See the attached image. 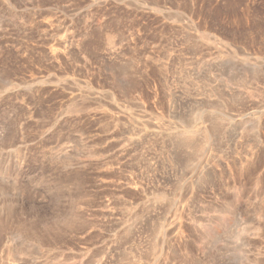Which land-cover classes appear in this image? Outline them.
I'll return each instance as SVG.
<instances>
[{"label":"rangeland","instance_id":"374dc122","mask_svg":"<svg viewBox=\"0 0 264 264\" xmlns=\"http://www.w3.org/2000/svg\"><path fill=\"white\" fill-rule=\"evenodd\" d=\"M263 251L264 0H0V264Z\"/></svg>","mask_w":264,"mask_h":264},{"label":"bare ground","instance_id":"6f19581e","mask_svg":"<svg viewBox=\"0 0 264 264\" xmlns=\"http://www.w3.org/2000/svg\"><path fill=\"white\" fill-rule=\"evenodd\" d=\"M211 129H212V128H211ZM202 130H203V129H202ZM201 132H202V131H201ZM203 138H204V137H203ZM205 138H207V136H205ZM154 140H155V139H154ZM206 140H207V139H206ZM206 140H205V141H206ZM203 141H204V140H203ZM201 142H202V141H201ZM127 143H128V142H127ZM193 143H194V141H193ZM199 144H200V143H199ZM190 145H191V144H190ZM186 148H187V147H186ZM194 153H195V152H194ZM178 160H179V159H178ZM258 173H259V172H258ZM257 216H258V215H257ZM259 217H260V216H259ZM224 220H225V219H224ZM226 221H228V218H227ZM226 221H225V222H226ZM228 222H229V221H228ZM222 224H223V221H222ZM226 224H227V222H226ZM226 224H223V225H226ZM230 224H231V223H230ZM260 224H261V223H260ZM260 224H259V226L261 227ZM228 225H229V223H228ZM256 225H257V224H256ZM256 225H255V226H256ZM262 225H263V224H262ZM238 226H239V225H238ZM238 226H237V227H238ZM221 227H222V226H221ZM225 227H226V226H225ZM239 227H241V226H239ZM257 227H258V226H256V228L253 227V229H254V230L257 229V231H258V229H259L260 227H259V228H257ZM227 228H228V226H227ZM248 228H249V227H248ZM237 229L240 230L239 228H237ZM242 229H243V227H242ZM242 229H241V230H242ZM243 230H244V229H243ZM246 230H247V229H246ZM248 230H249V229H248ZM251 230H252V229H251ZM219 231H220V230H219ZM236 231H237V230H235V232H236ZM244 231H245V230H244ZM235 232H233V233L235 234ZM237 232H238V231H237ZM246 232H247V231H246ZM252 232H253V231H252ZM259 232H260V231H259ZM233 233H232L231 236H233ZM239 233H240V232H239ZM243 233H244V232H243ZM247 233H248V232H247ZM247 233H246V234H247ZM257 233H258V232H257ZM240 234H241V233H240ZM246 234H245V236H246ZM248 234H249V233H248ZM248 234H247V235H248ZM252 234H253V233H252ZM254 234H255V233H254ZM258 234H259V233H258ZM249 235H250V234H249ZM236 236H237V235H236ZM243 236H244V235H243ZM254 236H255V235H254ZM254 236H253V237H254ZM233 237H234V236H233ZM238 237H239V236H237V238H238ZM255 237H257V236H255ZM259 237H260V236H259ZM237 238H234V240L237 239ZM244 238H245V237H244ZM251 238H252V235H251ZM251 238H250V239H251ZM231 239H233V238L231 237ZM242 239H243V237H242ZM237 240H238V239H237ZM243 240H244V239H243ZM239 241H240V240H239ZM246 241H247V240H246ZM235 242H236V241H235ZM243 243H244V242H243ZM244 244H246V243H244ZM257 249H258V248H257ZM259 250H260V249H259ZM253 251H254V250H253ZM241 252H242V255L244 256V253H245V252H243V251H241ZM241 252H240V255H241ZM249 252H250V251H249ZM255 252H256V251H255ZM263 252H264V251H263ZM261 253H262V252H260V254H261ZM238 254H239V253H238ZM245 254H247V253H245ZM242 255H241V256H242ZM252 255L254 256L255 254L253 253ZM262 255H263V254H262ZM233 256H234V255H233ZM233 256H231V257H233ZM243 256H242V257H243ZM238 257H240V256H238ZM254 257H257V256H254ZM245 258H247V257H245ZM234 259H236V257H235ZM238 259H239V258H238ZM255 259H257V258H255ZM260 259H261V258H260ZM246 260H247V262H248V259H246ZM231 261H232V260H231ZM233 261H234V260H233ZM231 264H235V263H231ZM236 264H239V263H236ZM240 264H241V263H240ZM242 264H243V263H242ZM245 264H248V263H245Z\"/></svg>","mask_w":264,"mask_h":264}]
</instances>
